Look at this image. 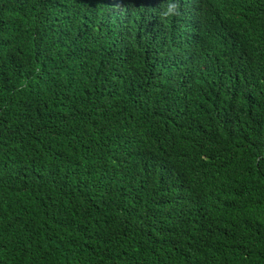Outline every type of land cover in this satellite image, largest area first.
<instances>
[{"label": "trees", "instance_id": "1", "mask_svg": "<svg viewBox=\"0 0 264 264\" xmlns=\"http://www.w3.org/2000/svg\"><path fill=\"white\" fill-rule=\"evenodd\" d=\"M0 264H264V0H0Z\"/></svg>", "mask_w": 264, "mask_h": 264}, {"label": "clouds", "instance_id": "2", "mask_svg": "<svg viewBox=\"0 0 264 264\" xmlns=\"http://www.w3.org/2000/svg\"><path fill=\"white\" fill-rule=\"evenodd\" d=\"M179 13V3H168L166 7V11H164L161 15L162 17H173L178 16Z\"/></svg>", "mask_w": 264, "mask_h": 264}]
</instances>
